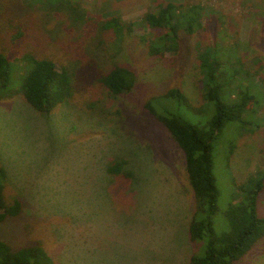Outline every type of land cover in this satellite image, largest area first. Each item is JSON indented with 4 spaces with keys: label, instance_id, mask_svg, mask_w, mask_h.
Listing matches in <instances>:
<instances>
[{
    "label": "rangeland",
    "instance_id": "1",
    "mask_svg": "<svg viewBox=\"0 0 264 264\" xmlns=\"http://www.w3.org/2000/svg\"><path fill=\"white\" fill-rule=\"evenodd\" d=\"M73 1L65 9L53 0H0V49L12 62L9 92L0 98V166L7 172L6 202H21V212L0 223V238L14 248L41 246L54 264H190L193 253H205V240L193 244L189 237L195 196L185 154L148 104L205 121L199 50L218 45L226 70L237 64L235 54L246 69L259 68L254 56L264 66V0ZM161 2L203 7V27L179 31L177 44L169 38L164 57L149 47L161 31L138 23L120 38L105 27L113 17L137 22ZM33 54L72 77L73 96L48 114L19 92ZM115 66L136 78L119 95L100 80ZM236 77L223 86L226 102L240 97ZM249 85L255 105L228 121L213 142L218 234L230 229L225 211L238 186L264 178V86L258 79ZM172 88L188 102L161 97ZM119 159L130 176L108 172ZM257 213L264 218V188ZM233 264H264V236Z\"/></svg>",
    "mask_w": 264,
    "mask_h": 264
},
{
    "label": "trees",
    "instance_id": "2",
    "mask_svg": "<svg viewBox=\"0 0 264 264\" xmlns=\"http://www.w3.org/2000/svg\"><path fill=\"white\" fill-rule=\"evenodd\" d=\"M50 3V0H46ZM66 9L73 7V0H53ZM74 8V7H73ZM78 7L76 8V10ZM143 24L151 30H159L156 37L150 39V53L158 57L166 56L168 39H176L179 31L194 33L203 27V7L200 4H176L161 2L155 11L148 12L141 20L123 24L119 18L113 17L105 24L106 28L114 30L120 38L124 30L132 31L136 24ZM232 57L234 47L230 50ZM34 55V54H33ZM30 56L25 78L19 87L26 101L40 113H50L58 104L67 102L74 94V85L69 71L62 67L58 69L54 60L45 57ZM218 45L208 46L199 50V66L203 73L204 100L208 116L202 123H193L171 110L162 113L148 104L159 120L171 132L185 154L186 171L195 196V212L189 225V237L193 244L205 240V253H193L190 264H233L246 254L255 242L264 236V218L257 213V202L264 188V178L250 177L238 186V196L229 206L225 214L230 222V229L218 234L214 230L212 215L218 211V190L213 172V142L224 129L228 121H239L244 111L255 105L256 96L249 83L258 79L264 86V80L259 78L264 72V66L256 56L252 59L258 69H246L241 56L236 63H229L224 68L223 59L219 57ZM240 64V65H238ZM231 67V68H230ZM229 68L231 71H229ZM12 72V62L0 49V98L8 90V82ZM239 78L240 97L235 102H226L222 98L225 82ZM230 79L227 81V79ZM102 83L112 95L130 91L136 81L134 72L123 66H115L101 76ZM244 82H248L245 87ZM167 99H178L188 102V97L178 88L170 89L163 96ZM191 108H193L190 105ZM196 109V108H193ZM200 111V109L198 110ZM201 112V111H200ZM125 159L114 160L107 168L108 172L128 176L132 172L124 169ZM7 172L0 166V223L8 216H16L21 212V202L15 199L8 204L4 196ZM0 264H54L52 257L38 245L14 248L0 238Z\"/></svg>",
    "mask_w": 264,
    "mask_h": 264
}]
</instances>
